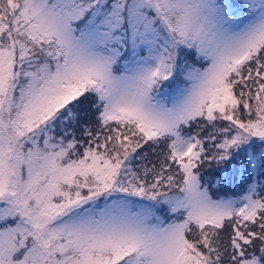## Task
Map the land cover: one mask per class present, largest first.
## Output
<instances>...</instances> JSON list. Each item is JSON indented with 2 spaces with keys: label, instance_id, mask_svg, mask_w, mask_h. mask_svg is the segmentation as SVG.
Masks as SVG:
<instances>
[{
  "label": "snow or ice",
  "instance_id": "obj_1",
  "mask_svg": "<svg viewBox=\"0 0 264 264\" xmlns=\"http://www.w3.org/2000/svg\"><path fill=\"white\" fill-rule=\"evenodd\" d=\"M0 264H264V0H0Z\"/></svg>",
  "mask_w": 264,
  "mask_h": 264
},
{
  "label": "rangeland",
  "instance_id": "obj_2",
  "mask_svg": "<svg viewBox=\"0 0 264 264\" xmlns=\"http://www.w3.org/2000/svg\"><path fill=\"white\" fill-rule=\"evenodd\" d=\"M234 194V193H233Z\"/></svg>",
  "mask_w": 264,
  "mask_h": 264
}]
</instances>
